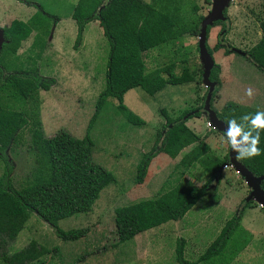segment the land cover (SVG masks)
<instances>
[{"label":"rangeland","instance_id":"rangeland-1","mask_svg":"<svg viewBox=\"0 0 264 264\" xmlns=\"http://www.w3.org/2000/svg\"><path fill=\"white\" fill-rule=\"evenodd\" d=\"M0 1L3 3L0 13L5 15H9L7 11H10L15 13L13 15L27 13L26 16L31 17L39 9L37 6H40L42 13L48 14L45 20L48 34L54 23L53 17H58L59 29L54 31L52 42L59 40L61 61L57 72L50 74L59 83L49 92L39 94L44 119V124L41 120L42 130L47 136L58 129H64L75 137H81L93 113L95 98L104 87L109 45L101 27L96 20L87 22L79 44L73 48L76 26L71 13L77 0H28L31 4L19 0ZM143 1L150 3V0ZM191 1L196 6L197 15L205 17L210 13L213 0ZM224 8L226 15L222 13V18L217 20L222 24H215L213 21L205 39L206 49L216 48L210 55L219 66V85L216 83L211 92L209 107L211 105L212 109L220 112L225 103L232 102L264 111V71L251 62L249 56L235 52L224 54L232 47L248 52L259 40L262 35L259 22L263 16L264 0H232ZM185 9L186 12L189 11L188 4ZM5 15L1 18V23L9 20V16ZM241 19L242 22L239 23ZM1 23L0 27L4 25ZM33 34L32 31L21 42L17 55L7 53L6 49L0 51V64L5 70L37 72L39 75L49 76L55 64V59L47 54L51 48L46 45L49 35H40L39 41L44 49L39 56L36 47H29ZM175 39L145 51V70L174 63L177 65L174 68L177 73L178 62L183 60L184 66L195 72L193 80L175 85L167 84L152 96L139 87L127 90L122 102L144 121L142 126L126 122L116 109V99L112 97L105 100L90 125L88 134L92 141L91 159L111 171L116 181L99 192L90 211L77 213L57 222L62 229L86 228L85 235L76 240L62 241L31 212L15 238L4 248L6 252L17 251L29 240H35L50 251L26 264H177L174 258L175 240L183 238V257L195 262L197 256L215 238L224 221L239 210L244 201H249L250 205L242 211L239 225L221 251L205 263L196 264H264V212L257 201L246 200L247 185L230 165L220 169L219 177L210 182L208 192L180 219L166 221L136 234L132 239L119 243L116 241L113 209L132 201L154 197L166 189L167 182L172 183L181 176L174 164L187 147L175 158H169L164 153L156 154L148 164L143 181L139 184L133 181L135 165L140 155L150 148L156 131L163 126L165 115L175 118L183 112L188 114L198 108L199 116L188 118L185 125L206 142L217 157L228 155L229 152L230 145L224 134L210 125L206 126L209 123L202 106L207 86L201 81L198 36L184 35ZM74 49L79 53L73 54ZM69 56L78 60L72 61ZM56 83L55 80L51 86ZM249 88L252 89L251 96L246 94ZM214 114L216 116L215 112ZM31 121L28 118L18 140L7 151L13 164L11 177L16 187L30 177L35 166V151L29 132ZM208 176L195 163L185 170L182 178L191 185L199 186Z\"/></svg>","mask_w":264,"mask_h":264},{"label":"trees","instance_id":"trees-1","mask_svg":"<svg viewBox=\"0 0 264 264\" xmlns=\"http://www.w3.org/2000/svg\"><path fill=\"white\" fill-rule=\"evenodd\" d=\"M31 4L28 0H19ZM209 2V0H205ZM189 11L186 12V6ZM182 5V6H181ZM39 8L25 22L13 19L7 26L1 27L3 42L0 47L9 54H16L18 48L28 35L34 31L35 37L31 48L42 47L40 35L48 34L45 27L46 13ZM196 6L191 0H77L71 13L76 26L73 48L81 39L84 25L96 20L102 34L108 42V53L104 73V87L97 94L93 113L90 116L85 133L75 137L64 129H58L50 136H45L39 119L38 90H47L54 79L40 76L37 72L7 71L0 64V260L2 264H26L48 253L50 250L35 240H29L21 249L8 253L4 250L20 231L23 224L34 213L39 220L62 241L76 240L85 235L86 228L62 229L58 220L77 213L91 210L99 192L108 184L114 183V174L91 159L92 141L88 130L95 115L108 97L116 99V109L126 122L142 126L144 121L130 111L122 102L123 94L139 87L152 96L165 85L191 82L195 72L184 66V61L177 65L169 63L153 70H145L144 52L167 43L177 37L198 34L202 19L196 14ZM226 9L223 10L225 14ZM226 15V14H225ZM53 17V21H56ZM215 24H222L215 21ZM262 35L247 52L252 62L264 70V9L259 22ZM210 26H206V34ZM39 42V43H38ZM213 50L207 47L209 54ZM219 66L213 63L208 79L217 86ZM200 75V71L198 76ZM204 98V97H203ZM29 105V106H28ZM30 109H26V108ZM211 110L226 125L235 119L238 125L250 127L249 121L241 117L255 114L258 110L232 102L225 103L220 112ZM201 108V106H200ZM162 114L163 109H160ZM264 112V111H260ZM199 109L186 114L183 112L175 118L164 116L163 126L156 131L150 148L140 155L136 165L133 181H143L150 160L158 153L169 158L180 154L174 164L180 174L192 164L197 163L209 176L199 186L191 185L183 178L173 186L163 190L154 197L143 198L113 209V224L116 241L132 239L136 234L156 227L169 220L180 219L185 212L208 192L209 184L219 177L221 164L227 154L219 158L212 154L209 146L185 125L190 117H198ZM185 116V118H183ZM30 118V142L35 151V166L18 187L11 177L13 164L7 151L18 140L22 129ZM252 117H249V120ZM261 155L238 160L253 176L264 174V130H260ZM237 156V154H236ZM260 187L264 190V179ZM249 201H244L241 208L222 224L215 238L197 256L195 262L183 257L184 239L175 240L174 258L177 264L205 263L217 255L233 230L239 225L240 216Z\"/></svg>","mask_w":264,"mask_h":264},{"label":"water","instance_id":"water-1","mask_svg":"<svg viewBox=\"0 0 264 264\" xmlns=\"http://www.w3.org/2000/svg\"><path fill=\"white\" fill-rule=\"evenodd\" d=\"M228 2L229 0H213L212 9L207 16L202 17L199 23V26H198V34H197L198 36V40H197L198 55H199V60L202 65L201 81L204 85L207 86V93L204 98L202 110L207 114L209 125L223 134L227 131L228 125H226L224 122L219 120L215 116L214 112L209 107V97L211 95L213 88L216 85V82L208 79V75L214 63V60L206 49L205 39H206V26L210 25L213 21L215 22L222 18V13H223V10L225 9L224 7L227 6ZM2 42H3V36H2L1 28H0V47H1ZM236 51L238 53L240 52L239 50H236ZM183 118H185V116ZM236 154L237 153L233 151L230 146L227 159L221 164L220 169L225 165H230L242 177L245 184L247 185L248 195L246 197V200L253 199L257 201L260 204L264 212V191L259 187L261 180L264 179V174L258 177L253 176L236 159ZM216 179L217 178L215 177L214 181Z\"/></svg>","mask_w":264,"mask_h":264},{"label":"clouds","instance_id":"clouds-1","mask_svg":"<svg viewBox=\"0 0 264 264\" xmlns=\"http://www.w3.org/2000/svg\"><path fill=\"white\" fill-rule=\"evenodd\" d=\"M246 94L251 96L252 89L249 88ZM249 117L252 118L249 120ZM241 120L249 121L250 127L246 130L245 126L238 125L235 119L228 120L227 131L224 133L226 142L237 153V160L261 155L259 143L260 130H264V112L244 115Z\"/></svg>","mask_w":264,"mask_h":264},{"label":"crops","instance_id":"crops-1","mask_svg":"<svg viewBox=\"0 0 264 264\" xmlns=\"http://www.w3.org/2000/svg\"><path fill=\"white\" fill-rule=\"evenodd\" d=\"M232 0H229V2H228V4H227V6H226V8L229 6V4H230V2H231ZM236 5V4H235ZM3 7V3L0 1V9ZM235 7V6H234ZM235 9V8H234ZM7 13H9V15H5V14H1L0 13V23L2 22V19H3V17H4V15L5 16H9V20L6 22V23H1V24H4V25H2V27H4V26H7L8 24H9V22L11 21V20H13V19H16V20H21V21H23V22H25L29 17L28 16H26L27 15V13L26 14H20V13H18V15L16 14V15H13V14H15L14 12H10V11H7ZM26 16V17H25ZM242 17H244V14H242ZM2 18V19H1ZM18 18V19H17ZM58 17H57V19H56V21L53 23V25H52V27L50 28V32H49V36H47V39H46V42H47V46H50L51 48L50 49H48V51H47V54L48 55H50V56H52L54 59H55V64H54V69L52 68L51 69V71L49 72V76H44V77H49V78H52V79H54V81L56 80V85H53V86H51V87H49V89H47V90H42V89H39L38 90V98H39V105H38V109H39V119H40V122H41V120H42V122H43V124H44V119L42 118V112H41V109H40V96H39V94L41 93V92H49V90H52V89H54V88H56L57 87V85H58V83H59V81H58V79H56L55 78V76L53 75V74H50V73H55V72H57V68H58V63L61 61V57H60V53H62L61 52V50L59 49L60 47V45H59V40L58 39H56L55 41H54V43L52 42L53 41V39H52V35H53V33H54V31H57L58 29H59V24L57 23L58 21ZM73 20V19H72ZM242 22V19L240 20V22L239 23H241ZM98 23V22H97ZM55 24H57V25H55ZM1 26V25H0ZM1 28V27H0ZM34 32V31H33ZM58 33V32H57ZM34 37H35V32H34V34H33V38H32V40H31V42H30V44H29V47L31 48V43H32V41H33V39H34ZM174 40H176V39H174ZM54 46H56V47H54ZM81 46H83V45H80V47ZM252 47V46H251ZM37 49V53L39 54V56H40V53L43 51V49H44V46H42V47H40V48H38V47H36ZM31 49H34V48H31ZM236 50H238L237 48H234V47H232V48H230V50L229 51H227V52H224V54H228V53H232V52H235V53H237V54H240V55H243V56H247L248 57V54H247V52L246 51H244V50H240L239 49V53L236 51ZM77 50H75L74 49V51H73V54L75 53H79V51L78 52H76ZM72 53V52H71ZM145 53V52H144ZM47 54H43V55H46L47 56ZM68 54V53H67ZM223 54V55H224ZM16 55H17V53H16ZM212 56V55H211ZM69 58H71V60L72 61H75L77 58L75 57V58H72V56H69ZM213 58V57H212ZM249 59H250V61L252 62V60H251V58L250 57H248ZM78 60V59H77ZM145 62V61H144ZM82 69V68H81ZM260 69V68H259ZM264 71V70H263ZM40 76H42V75H40ZM42 122H41V125H42ZM209 124H207L206 123V126H208ZM209 127V126H208ZM43 128V127H42ZM43 133H44V131H43ZM44 135H45V133H44ZM45 136H47V135H45ZM206 143V142H205ZM208 145V144H207ZM209 146V145H208ZM209 149H211V148H209ZM211 151V150H210ZM211 153L213 154V152L211 151ZM214 155H216V154H214ZM217 156V155H216ZM219 158H221V157H219ZM195 164V163H194ZM226 166V165H225ZM225 166H223V167H225ZM222 167V168H223ZM220 171V170H219ZM236 172V171H235ZM180 174V173H179ZM185 173H183V174H180L181 176L179 177V179H182V177H183V175H184ZM179 179H177V180H173V182L171 183V181L168 183L167 182V185H166V189H168V188H170L171 186H173ZM170 186V187H169ZM165 189V190H166ZM191 208V207H190ZM189 210V209H188ZM187 210V211H188ZM186 211V212H187ZM185 212V213H186ZM218 233V232H217Z\"/></svg>","mask_w":264,"mask_h":264}]
</instances>
